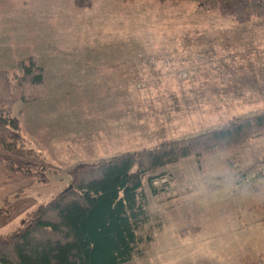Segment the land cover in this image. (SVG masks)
<instances>
[{
  "label": "rangeland",
  "instance_id": "obj_1",
  "mask_svg": "<svg viewBox=\"0 0 264 264\" xmlns=\"http://www.w3.org/2000/svg\"><path fill=\"white\" fill-rule=\"evenodd\" d=\"M82 1L80 7L76 0H0L1 68L11 71V62L47 47L76 49L72 42H81L98 67L87 73L86 99L70 110L75 124L63 120L66 128L54 132L49 118L37 128L27 123L24 155L17 164L1 161L33 174L47 170L50 182L0 199V234L69 186V171L80 163L264 109V17L236 26L199 10L194 0ZM22 104L13 116L20 117ZM263 163L264 136L227 155L168 167L169 185L159 195L145 181L150 210L162 225L136 263L264 264ZM28 196L34 205L23 200Z\"/></svg>",
  "mask_w": 264,
  "mask_h": 264
},
{
  "label": "trees",
  "instance_id": "obj_2",
  "mask_svg": "<svg viewBox=\"0 0 264 264\" xmlns=\"http://www.w3.org/2000/svg\"><path fill=\"white\" fill-rule=\"evenodd\" d=\"M76 1L80 7L85 5ZM194 1L204 13L217 12L236 26L264 17V0ZM10 66L15 68L3 69L11 90L21 92L23 104L48 96L44 68L34 55ZM263 136L264 109L110 160L80 163L69 171V186L27 213L15 230L0 234V264H137L151 250L155 231L162 225L150 210L145 181L159 195L169 185L168 167L189 157L227 155ZM0 137L10 152L25 142L20 118L6 106L0 107ZM3 163L12 173L36 183L50 182L47 170L33 174Z\"/></svg>",
  "mask_w": 264,
  "mask_h": 264
},
{
  "label": "crops",
  "instance_id": "obj_3",
  "mask_svg": "<svg viewBox=\"0 0 264 264\" xmlns=\"http://www.w3.org/2000/svg\"><path fill=\"white\" fill-rule=\"evenodd\" d=\"M72 43V47H78L73 50L47 47V49L33 54L45 71V83L49 95L43 101L23 105L21 92L11 90L5 71L0 66V107L6 106L12 113L18 103L22 104L21 118L19 117L22 131L27 123L32 124L33 128H37L47 118H49L47 121H52L55 125L54 132L58 126L66 128L67 122H64L65 120H73V124L76 123L74 113L70 110L73 109L77 100L86 99L85 96L88 93L87 73L91 70L97 71L98 67L91 65V63H95L92 57H85L83 54L85 48L83 45L81 46V42ZM108 55L107 53L106 56ZM110 59L112 60V57ZM107 60L109 61V59ZM90 118L94 119L93 116ZM73 136L72 133L70 137ZM23 155L21 148L11 152L6 151L2 146L0 137V199L15 195L20 189L35 185L32 178H25L20 174L12 173L1 164L2 160L14 161L17 164ZM23 200L29 204L32 203L31 205L35 204L31 196ZM4 225H0V232H2Z\"/></svg>",
  "mask_w": 264,
  "mask_h": 264
},
{
  "label": "built area",
  "instance_id": "obj_4",
  "mask_svg": "<svg viewBox=\"0 0 264 264\" xmlns=\"http://www.w3.org/2000/svg\"><path fill=\"white\" fill-rule=\"evenodd\" d=\"M262 175L264 176V163L262 165Z\"/></svg>",
  "mask_w": 264,
  "mask_h": 264
}]
</instances>
